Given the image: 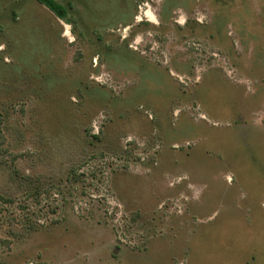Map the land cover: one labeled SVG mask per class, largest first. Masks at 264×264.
<instances>
[{
	"label": "rangeland",
	"instance_id": "1",
	"mask_svg": "<svg viewBox=\"0 0 264 264\" xmlns=\"http://www.w3.org/2000/svg\"><path fill=\"white\" fill-rule=\"evenodd\" d=\"M0 0V264H264V0Z\"/></svg>",
	"mask_w": 264,
	"mask_h": 264
},
{
	"label": "trees",
	"instance_id": "2",
	"mask_svg": "<svg viewBox=\"0 0 264 264\" xmlns=\"http://www.w3.org/2000/svg\"><path fill=\"white\" fill-rule=\"evenodd\" d=\"M40 3L44 4L49 8L56 16L60 18H65L67 14V7L64 5H58L54 0H38Z\"/></svg>",
	"mask_w": 264,
	"mask_h": 264
}]
</instances>
